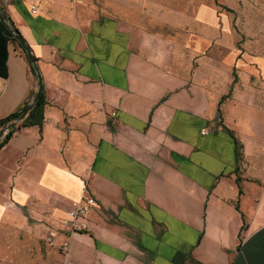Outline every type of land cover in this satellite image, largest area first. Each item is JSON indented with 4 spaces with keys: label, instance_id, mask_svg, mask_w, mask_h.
Listing matches in <instances>:
<instances>
[{
    "label": "crops",
    "instance_id": "0c3cea01",
    "mask_svg": "<svg viewBox=\"0 0 264 264\" xmlns=\"http://www.w3.org/2000/svg\"><path fill=\"white\" fill-rule=\"evenodd\" d=\"M77 1L0 0L46 100L0 148V264H264V51L204 4L172 40ZM27 57L9 46L0 119L37 88Z\"/></svg>",
    "mask_w": 264,
    "mask_h": 264
},
{
    "label": "rangeland",
    "instance_id": "374dc122",
    "mask_svg": "<svg viewBox=\"0 0 264 264\" xmlns=\"http://www.w3.org/2000/svg\"><path fill=\"white\" fill-rule=\"evenodd\" d=\"M85 19L104 15L121 19L127 24L140 23L157 36L177 39L180 20L174 15H195L197 6L212 7L219 15L230 17L238 55L264 51V0H78ZM152 12L161 13L155 15ZM154 14V15H153ZM187 26L190 27L189 24ZM227 44V43H226ZM231 44V40H230Z\"/></svg>",
    "mask_w": 264,
    "mask_h": 264
},
{
    "label": "trees",
    "instance_id": "16d2710c",
    "mask_svg": "<svg viewBox=\"0 0 264 264\" xmlns=\"http://www.w3.org/2000/svg\"><path fill=\"white\" fill-rule=\"evenodd\" d=\"M4 10L5 12H7L5 8ZM8 20L12 25H14V22L9 15H8ZM13 43H16L18 46H20V48H22L20 42L10 32V28L3 21L0 20V76L2 77H7L9 74L8 71L9 46ZM29 64L31 66L32 72L35 74L31 62ZM35 93L36 90H32V93L29 96V98L25 102H23V104L15 112H12L10 115H7L0 119V133L3 131V129L8 128L13 122L18 120L16 126L8 130V132L1 138L0 148L4 144L9 142V140L16 131L34 125H39L40 127L43 126L45 121L44 112L46 107V100L44 98L45 95L40 97V99L25 115H22L23 109H25L29 105L33 96H35Z\"/></svg>",
    "mask_w": 264,
    "mask_h": 264
},
{
    "label": "water",
    "instance_id": "95a60500",
    "mask_svg": "<svg viewBox=\"0 0 264 264\" xmlns=\"http://www.w3.org/2000/svg\"><path fill=\"white\" fill-rule=\"evenodd\" d=\"M8 12H5L3 6L0 5V20L3 21L9 28L10 32L15 36V38L20 42L22 45V48L26 52V55L28 56L31 65L35 71V74L37 76V88L35 96H33L32 100L30 101L29 105L23 109L22 115H25L34 105L35 103L44 95V84H43V76L39 67V63L35 55L32 53V50L28 43L26 42V39L21 34L20 29L15 25H12L10 21L8 20ZM14 22V21H13ZM18 120L13 122L8 128L3 129V131L0 133V140L1 138L10 130L11 128H14L17 124Z\"/></svg>",
    "mask_w": 264,
    "mask_h": 264
},
{
    "label": "built area",
    "instance_id": "2783aa9c",
    "mask_svg": "<svg viewBox=\"0 0 264 264\" xmlns=\"http://www.w3.org/2000/svg\"><path fill=\"white\" fill-rule=\"evenodd\" d=\"M33 12L37 9L33 7ZM96 205V199L91 195H84L81 198L74 200L67 214L62 218L61 229L69 233L80 232L87 227L86 219L89 212ZM49 242H53V236L47 237Z\"/></svg>",
    "mask_w": 264,
    "mask_h": 264
}]
</instances>
